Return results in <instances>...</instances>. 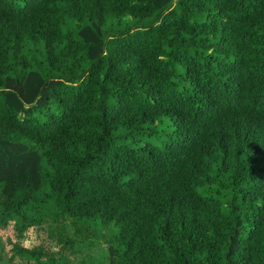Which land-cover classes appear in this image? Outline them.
Segmentation results:
<instances>
[{
    "label": "trees",
    "instance_id": "obj_1",
    "mask_svg": "<svg viewBox=\"0 0 264 264\" xmlns=\"http://www.w3.org/2000/svg\"><path fill=\"white\" fill-rule=\"evenodd\" d=\"M9 224L0 264H264V0H0Z\"/></svg>",
    "mask_w": 264,
    "mask_h": 264
},
{
    "label": "rangeland",
    "instance_id": "obj_2",
    "mask_svg": "<svg viewBox=\"0 0 264 264\" xmlns=\"http://www.w3.org/2000/svg\"><path fill=\"white\" fill-rule=\"evenodd\" d=\"M0 235L3 238H5L6 236H11L13 238L11 224H9L5 228H0ZM23 244L26 246L43 244L45 248L54 251H56L59 247L56 240L48 236L46 226L44 225L29 227L25 232ZM6 246L9 247L10 245L7 244ZM71 257L73 258V254L71 255Z\"/></svg>",
    "mask_w": 264,
    "mask_h": 264
}]
</instances>
